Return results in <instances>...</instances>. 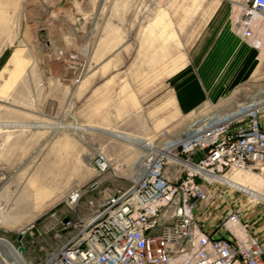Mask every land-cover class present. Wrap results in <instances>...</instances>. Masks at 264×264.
<instances>
[{
  "label": "rangeland",
  "instance_id": "obj_1",
  "mask_svg": "<svg viewBox=\"0 0 264 264\" xmlns=\"http://www.w3.org/2000/svg\"><path fill=\"white\" fill-rule=\"evenodd\" d=\"M246 2L0 0V75L9 67L0 87V237L24 245L30 264H41L46 250L71 235L59 220L72 190L82 192V209L137 175L138 149L89 128L158 145L177 139L199 116L238 113V104L264 90V47L256 44H264V18L253 21L251 38L243 36ZM15 52L20 68L10 61ZM182 76L193 78L202 96L187 111L174 93ZM260 119L264 124V112ZM11 123L19 126L7 128ZM98 154L107 159L105 171L95 165ZM234 173L241 182L255 179L264 192L256 172H225ZM44 190L52 204L36 216L24 211L46 207L38 199ZM207 191L204 207L244 199L264 210L228 185ZM29 201L33 206L22 207Z\"/></svg>",
  "mask_w": 264,
  "mask_h": 264
},
{
  "label": "built area",
  "instance_id": "obj_2",
  "mask_svg": "<svg viewBox=\"0 0 264 264\" xmlns=\"http://www.w3.org/2000/svg\"><path fill=\"white\" fill-rule=\"evenodd\" d=\"M253 15L264 18V0H247L244 6L241 25L247 38L254 35ZM250 106L251 101L238 113L172 139L173 161L149 153L126 187L109 190L82 209V192L72 190L59 220L60 230L71 235L46 250L41 264H264V242L238 211L223 220L221 236L207 231L198 214L208 200V186L219 183L216 177L225 172L248 169L264 180V106ZM169 164L176 175H170ZM95 165L107 169L104 154H98Z\"/></svg>",
  "mask_w": 264,
  "mask_h": 264
},
{
  "label": "bare ground",
  "instance_id": "obj_3",
  "mask_svg": "<svg viewBox=\"0 0 264 264\" xmlns=\"http://www.w3.org/2000/svg\"><path fill=\"white\" fill-rule=\"evenodd\" d=\"M164 15H165L164 13H162L161 15H159V20H162L164 18ZM157 17H156V19H157ZM257 19H258V16H256V15H253L252 16V20L254 22H256ZM256 44H258V46H260V47L261 46L264 47V44L262 43V40L261 39L256 40ZM10 61L13 64L18 65L16 67H18V68L21 67L20 66V63L21 62L18 59V52H15L13 54V56H12V58H11ZM6 67H7V65H6ZM8 68H5L2 71L1 75H0V87H1V84L3 83V75L5 74V72L7 71ZM248 99L252 103V106H250L251 108H253V107L254 108L262 107L264 105V90H261V91H259L258 93L254 94V95L248 96ZM259 100H261V102H259ZM237 106H238L239 109H243V107L245 106V104L244 103H241V104H238ZM250 109L249 108H245L246 111H249ZM214 116L221 117L218 112L217 113H214L210 117L209 116L206 117L204 115H202L201 117L199 116V118L196 119V121L192 122L190 125H188L186 127V131L189 130V129H191V128H195V127L202 126L203 124L206 123V121H209V119L212 118V117H214ZM16 126L18 127L19 125H7V128L12 129L13 127H16ZM39 126H44V125H39ZM75 126H76V124H75ZM0 127H2V124H0ZM82 129L83 130H88V127H82ZM89 130H94V131L96 130V131H99L100 133H103V134H106L107 136H110L111 138L120 139L123 142L127 143L128 145L134 147L136 150L138 149V151H140L139 160L135 164V168H137V170H140L141 165L143 164L146 156H148L149 153H151V152H154V153L155 152H159L162 155L167 156L169 160H171V161L174 160V157L172 156V154H170V151H169V147L171 146V145H169L171 139H166L163 143H160V144L157 145L156 142H154L152 140H148L146 138H142V137H139V136H136V135H133V134H126V133H121V132H118V131H112V130H107V129H102V128H92V127L89 128ZM238 170H244V169H238ZM216 179L219 181V183L228 185L232 189H236V190H238L240 192L245 193L246 195H251V196L258 195L257 194L258 193L257 190H255L251 186L246 185V184H244V183H242V182H240L238 180H234L233 178H229L227 176V174H224V175H221L219 177H216ZM261 180L263 181V179H261ZM28 193H29L28 190H26L22 194V195H25L27 197L24 200L28 199V196H29ZM60 197H61V195H60ZM51 202H52V199H50V204H52ZM24 203H26V204L23 205L22 207L33 206V204H31L30 201H29V203L28 202H24ZM18 205H19V203H18ZM34 207L35 206H33V208ZM41 211H43V207H41V208L39 207V209L37 211H33L32 210L31 212L33 213L32 214L33 216H36ZM0 264H30V262L18 250V247L14 246V244L11 241H9V240H7L5 238L0 237Z\"/></svg>",
  "mask_w": 264,
  "mask_h": 264
},
{
  "label": "crops",
  "instance_id": "obj_4",
  "mask_svg": "<svg viewBox=\"0 0 264 264\" xmlns=\"http://www.w3.org/2000/svg\"><path fill=\"white\" fill-rule=\"evenodd\" d=\"M161 13L159 15H161ZM159 15L157 19H159ZM179 84L183 88L179 86L174 91L179 107L184 111L196 108L198 103L202 101V96L198 95V93L195 91L197 82L193 80V78L190 79L187 76V78L185 79V77L183 78L182 76L179 78ZM12 125H16V124L13 123ZM227 176L229 178H233L234 180L239 181V178H237L236 173H234L233 175L227 174ZM242 183L249 185L255 190H257L258 195L256 196L246 195L245 193L236 190L237 192L247 196L248 201L253 202L254 200V202H259L264 204V192L256 188L254 184L255 179L252 180L245 179L242 181ZM256 184L258 183L256 182ZM42 193L44 195H41L38 199L42 203L46 202L45 203L46 207L44 205L41 206L43 207V211H45L50 206V190H44L42 191ZM235 203L236 204H233V201H227V202L223 201L222 203L217 202L216 205H212V207L202 206L200 209H198V214L201 220V224L204 226V228L207 231L214 233V235L216 236L224 235L225 230L222 226V222L227 217L229 212H231L232 210H236L240 213L241 220L249 224L250 231L253 234L257 235L262 242H264V210H261L252 203L246 202V200L244 199H241ZM38 209L39 207H34V208L32 207L30 209H24V211H32V210L37 211Z\"/></svg>",
  "mask_w": 264,
  "mask_h": 264
},
{
  "label": "water",
  "instance_id": "obj_5",
  "mask_svg": "<svg viewBox=\"0 0 264 264\" xmlns=\"http://www.w3.org/2000/svg\"><path fill=\"white\" fill-rule=\"evenodd\" d=\"M65 220H67V218H65ZM22 238H23V234L20 233V234L18 235V238H17V239H18L19 241H21ZM18 250H19L22 254H24L25 251H26V247H25L24 245L20 244V245H18Z\"/></svg>",
  "mask_w": 264,
  "mask_h": 264
}]
</instances>
